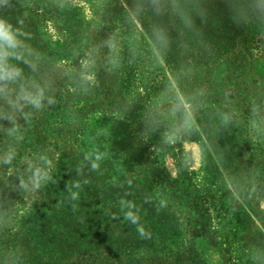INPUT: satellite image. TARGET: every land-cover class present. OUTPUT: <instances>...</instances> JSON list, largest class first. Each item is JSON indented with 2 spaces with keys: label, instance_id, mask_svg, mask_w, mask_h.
<instances>
[{
  "label": "trees",
  "instance_id": "obj_1",
  "mask_svg": "<svg viewBox=\"0 0 264 264\" xmlns=\"http://www.w3.org/2000/svg\"><path fill=\"white\" fill-rule=\"evenodd\" d=\"M259 1L133 2L156 49L144 62L167 71L159 73L166 80L154 76L148 88L170 90L171 77L213 150L219 115L202 95V76L263 48L261 38L253 47L246 42ZM60 4L0 0V264H205L192 243V219L179 203L166 201L168 180L147 141L150 126L139 115L126 49L111 67L90 61L93 81L85 91L70 90L77 74L59 62L77 64L89 45L92 54L101 48L113 54L114 42L98 33L103 13L92 29L94 22ZM41 5L54 23L55 42L32 20ZM169 93L179 102L173 90L160 97ZM230 98L222 103L226 109L218 107L222 118H231L230 107L248 124L264 116V98L255 102L251 92L238 103ZM237 221L242 234L222 249L223 264H264V214L248 207Z\"/></svg>",
  "mask_w": 264,
  "mask_h": 264
},
{
  "label": "rangeland",
  "instance_id": "obj_2",
  "mask_svg": "<svg viewBox=\"0 0 264 264\" xmlns=\"http://www.w3.org/2000/svg\"><path fill=\"white\" fill-rule=\"evenodd\" d=\"M59 1L60 9L65 5L70 6V10L78 18L94 22L91 24L92 29L97 28L96 22L103 13L104 24L109 27L106 30L102 24L98 33H107L113 39L111 43L114 42L109 45V49L114 50L113 54H107L102 48L92 54L89 50L95 48L89 45L77 64H73L72 60L59 62L58 67L64 72L77 74L76 81H72L74 85L69 86L70 90L85 91L93 81L94 77L87 72L90 61L97 60L99 68L111 67L115 56H118V50L125 52L126 49L127 56L124 60L129 61L127 67L131 75L137 77L135 83L138 84H133L131 89L133 95H138L137 102L142 108L139 115L150 126L147 141L163 162L168 180L166 201L179 203L195 224L197 236L193 237L192 243L201 260L205 264H223L222 249L242 234L237 221L242 210L252 207L264 214V116L261 119L253 118V123L248 124L237 117L238 110L233 107L228 112L231 118H222L218 112V107L226 109L222 103L228 96L232 97L229 100L234 101L233 103H238L243 97L246 99V94L250 92L255 102L264 98V0L259 1L258 10L249 23L246 35L249 46L253 47L261 38L263 48L250 49L245 58L225 60L202 76V95L210 100L209 105L215 107L219 115L218 125L214 128L216 136L212 137L219 153H215V148L211 149L205 142L201 129L194 123L195 112L190 109L189 102L182 100L183 96L174 87L176 84L171 77H167V81L173 83L170 90L160 86L156 90L148 88L153 84L150 81L154 76L157 82L166 80L159 73L166 75L167 71L164 67L161 72L152 70L154 64L148 67L144 62L152 59L151 53L156 52V49L140 22V16L134 10V0ZM48 15L46 7L41 5L34 9L31 17L48 39L55 42L58 36ZM102 39L103 43L100 45L104 47L107 40L104 42L103 36ZM147 42L149 46L146 45ZM129 50L132 52L131 56L127 54ZM138 52L140 62L135 63L133 59ZM75 65L80 68L76 69ZM126 73L127 71L121 72L122 76ZM251 80L254 82L250 83ZM171 90L182 104L171 93L166 94V99L160 97L164 91ZM250 148L254 150L250 151ZM246 165L251 169L246 170Z\"/></svg>",
  "mask_w": 264,
  "mask_h": 264
}]
</instances>
